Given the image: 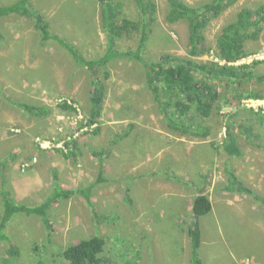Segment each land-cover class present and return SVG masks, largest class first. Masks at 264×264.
Instances as JSON below:
<instances>
[{"label":"rangeland","instance_id":"1","mask_svg":"<svg viewBox=\"0 0 264 264\" xmlns=\"http://www.w3.org/2000/svg\"><path fill=\"white\" fill-rule=\"evenodd\" d=\"M184 1L200 6L209 0ZM119 2L123 15L140 19L135 0ZM154 2L156 20L147 30L143 58L157 61L166 53L186 57L188 21L170 22L169 0ZM261 4L264 0H239L211 20L205 29L210 52L199 60L220 62L217 44L223 29L243 8ZM31 5L48 21L52 35L86 59L104 56L108 42L97 0H31ZM0 33V161L8 160L1 171L3 181L0 178V220L2 189L14 203L32 207L51 194L55 182L75 191L48 210L50 229L37 215L15 214L6 229L9 241L0 242V264H68L62 252L94 236L105 239L102 264H193L188 228L192 204L201 194L213 205L200 218L203 264H264V203L257 199L264 200V99H244L241 104L232 100L238 91L264 93V83L217 84L227 98L219 114L197 120L209 130L204 138L169 127L147 87L143 63L111 61L105 79L104 70L93 73L76 64L55 40L42 42L32 20L2 17ZM140 36V30L134 31L119 40L116 49L135 51ZM247 48L252 55L236 65L264 61V32ZM254 70L264 75V63ZM96 78L105 83L107 96L98 125L88 127ZM64 101L76 111L59 113L56 107ZM19 103L51 112L29 115L16 106ZM239 124L250 127L251 135ZM228 125L241 156L223 148ZM103 150L108 153L101 164L94 152ZM25 163L30 167L23 172ZM232 175L252 193L227 190ZM90 186L89 203L78 191Z\"/></svg>","mask_w":264,"mask_h":264},{"label":"trees","instance_id":"2","mask_svg":"<svg viewBox=\"0 0 264 264\" xmlns=\"http://www.w3.org/2000/svg\"><path fill=\"white\" fill-rule=\"evenodd\" d=\"M101 7L102 26L107 36V51L104 56L88 60L82 56L72 44L66 42L57 35L50 33V26L42 13L32 8L31 0H16L11 4H0V18L8 16H20L32 20L36 30L39 32L40 40L47 42L55 40L61 47L66 49L74 59L75 63L85 66L88 70L96 72L104 70V78L110 77V72L105 67L114 60L129 59L143 63L145 67L146 84L154 100L165 113L169 127L174 131L183 134H193L201 137H208L209 130L201 126L198 119H209L221 111V102L227 96L219 89L217 84H224L229 87L242 85L244 82L256 80L264 83V75H259L254 68L264 63L255 60L252 63L236 65L252 55L247 48L249 41L258 40L264 32V4L256 8H243L235 21L227 25L218 39L219 61H202L199 57L210 52L207 44L205 29L211 20L218 18L224 11L235 5L239 0H209L200 6H192L184 0H169L170 11L167 15L172 23L185 19L189 24V46L186 57L163 54L160 60L146 61L142 52L148 38V31L156 20L157 6L154 0H135L140 19L131 20L123 15L120 0H97ZM141 32L140 42L135 51L121 52L116 49L119 40L129 37L134 31ZM148 30V31H147ZM2 35L0 33V40ZM107 87L103 81L96 78L89 97V115L85 126L98 125L103 114ZM244 99H264V93L259 91L240 92L233 94V101L238 104ZM232 101V102H233ZM228 103V102H225ZM230 103V102H229ZM21 110L29 115L44 116L51 112L47 107L31 105L28 103L16 104ZM56 109L59 113H74L76 108L68 101L61 102ZM233 116L230 115V122L233 125ZM239 128L244 129L251 135V128L242 124ZM99 127L95 133L99 132ZM227 140L223 148L231 155L241 156L242 151L234 137L231 125L227 127ZM76 140L73 141L76 146ZM68 143L67 145H70ZM108 151L94 152L102 164ZM7 159L0 161V178L3 181L2 168L7 164ZM229 191L239 190L240 192L252 193L248 188H243L235 175L226 187ZM85 196L90 203L91 186L85 190L78 191ZM75 194L73 190L63 189L55 182L54 189L43 202L38 206H28L14 203L5 189L1 190L3 199V215L0 220V242L9 241L6 235L7 226L12 217L17 213L37 215L42 218L44 224L50 229L48 210L52 204L60 198H70ZM260 199L263 203L264 200ZM213 205L206 194H201L194 199L192 204L193 221L188 228L192 255L191 263L203 264L199 257V249L202 244V229L200 218L212 211ZM105 239L102 236H94L81 240L77 244L68 246L62 256L68 264H102V254L105 250ZM37 264H45L40 261Z\"/></svg>","mask_w":264,"mask_h":264},{"label":"built area","instance_id":"3","mask_svg":"<svg viewBox=\"0 0 264 264\" xmlns=\"http://www.w3.org/2000/svg\"><path fill=\"white\" fill-rule=\"evenodd\" d=\"M30 167V164L29 163H25L22 165V171L25 172L26 169H28Z\"/></svg>","mask_w":264,"mask_h":264}]
</instances>
